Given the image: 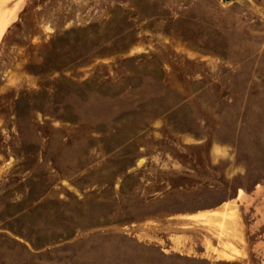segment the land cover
<instances>
[{"label": "rangeland", "instance_id": "rangeland-1", "mask_svg": "<svg viewBox=\"0 0 264 264\" xmlns=\"http://www.w3.org/2000/svg\"><path fill=\"white\" fill-rule=\"evenodd\" d=\"M0 19V264H264V0Z\"/></svg>", "mask_w": 264, "mask_h": 264}, {"label": "bare ground", "instance_id": "bare-ground-1", "mask_svg": "<svg viewBox=\"0 0 264 264\" xmlns=\"http://www.w3.org/2000/svg\"><path fill=\"white\" fill-rule=\"evenodd\" d=\"M7 24H8V21L0 19V38H1L5 28L7 26Z\"/></svg>", "mask_w": 264, "mask_h": 264}, {"label": "crops", "instance_id": "crops-1", "mask_svg": "<svg viewBox=\"0 0 264 264\" xmlns=\"http://www.w3.org/2000/svg\"><path fill=\"white\" fill-rule=\"evenodd\" d=\"M207 213L205 211H197L194 214H191L192 217H202L205 216Z\"/></svg>", "mask_w": 264, "mask_h": 264}]
</instances>
